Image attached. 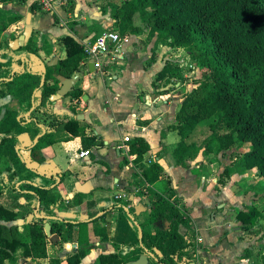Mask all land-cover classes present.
Returning <instances> with one entry per match:
<instances>
[{
    "label": "crops",
    "instance_id": "crops-1",
    "mask_svg": "<svg viewBox=\"0 0 264 264\" xmlns=\"http://www.w3.org/2000/svg\"><path fill=\"white\" fill-rule=\"evenodd\" d=\"M124 2L64 0L53 13L43 11L39 0L1 3L6 17L19 20L7 29L0 23V63H12L15 71H22L24 64L18 63L28 62L30 69L44 72V64L49 65L59 55V62L66 58L62 38L71 36L87 46L105 31L113 30L112 7H121ZM130 39L122 47V57L108 64L104 73L96 71L91 61L83 62L74 85V89L83 91L82 98H53L56 113L84 116L79 121L87 126L88 137H97L98 146L84 150L81 138L59 131L55 132L53 146L34 152L28 135L21 136V154L31 170L21 180L53 188L61 200L54 205H41L34 197L21 198L20 203L28 209L26 218L7 225L23 228L36 216L50 225L59 220L71 223L64 231L73 238L61 243L58 236V240L49 241V258L56 259L65 257L58 255L61 249L70 246L66 254L78 250L79 223L89 221L86 228L92 246L81 264H99L101 255L128 253L132 249L130 244L137 240L135 224L148 219L154 194L168 197L172 189L171 203L190 212L195 229L192 242L197 250L182 264H264V220L258 228L246 231L236 218L240 211L252 207L264 215V180L255 170L238 168L234 152L206 156L202 151L186 162V167L175 164L173 148L181 138L171 127L185 94L192 90V80L175 86L156 80L168 62L184 68V50L156 46L147 37ZM18 107L7 88L1 86L0 110ZM126 138L130 142L136 138L145 140L150 146L144 156L145 164L151 165L152 160L163 167L164 172L154 185L146 183L134 166L136 156L129 154L130 142L126 143ZM83 151H89L90 156L81 159ZM1 199L0 204L7 207ZM140 205L148 210L137 216L135 208ZM21 221L25 224L21 225ZM164 226L169 228L170 224L156 223L152 230ZM179 232L186 236L188 229L180 226ZM73 245L77 250L72 251ZM147 256L149 264H157Z\"/></svg>",
    "mask_w": 264,
    "mask_h": 264
},
{
    "label": "trees",
    "instance_id": "trees-1",
    "mask_svg": "<svg viewBox=\"0 0 264 264\" xmlns=\"http://www.w3.org/2000/svg\"><path fill=\"white\" fill-rule=\"evenodd\" d=\"M14 1L0 0V23L4 29L19 19L6 17L1 3ZM112 9L114 30L122 37H147L156 46L187 49L196 68L208 74L203 81L193 82L195 87L185 94L171 127L181 138L173 148L175 164L186 167V162L202 151L206 156L235 152L238 168L255 170L264 180V0H125L123 6ZM61 42L66 58L55 66L44 64V72L30 69L28 62L18 63L24 64L22 71H15L12 63H0V87L5 86L19 105L16 110H0V199L13 192L20 198L34 197L41 205H54L61 200L53 188L21 180L23 174L31 171L21 154V136L28 135L34 152L53 146L55 132L59 131L81 138L84 150L98 146L97 137L86 135L84 122L54 110L51 99L61 88L59 78H72L87 58L86 47L71 36ZM164 80L174 86L182 84L181 69L168 62L156 82ZM83 96L77 88L66 97ZM204 124L206 131L193 141ZM129 147V154L136 156L134 166L146 183L154 185L164 169L157 162L145 164L144 156L150 146L136 138ZM173 193L171 189L168 197L154 194L148 219L135 224L137 240L130 244L132 249L128 253L101 255L99 264H131L143 254L157 264H182L190 259L197 250L192 242L193 221L187 209L171 203ZM120 210L124 212V208ZM20 216L0 204V264H18L21 259L29 260L28 264H45L42 261L49 259L46 219L36 216L25 224L28 238L24 240L18 226L7 225L26 218V214ZM236 218L242 222V229L249 231L258 228L264 215L252 207L240 211ZM89 223H79L78 250L64 258L50 259L48 264H81L92 246L86 228ZM156 223H169L170 227L152 230ZM70 225L59 220L51 224V233L61 235ZM180 226L187 227L186 236L179 232Z\"/></svg>",
    "mask_w": 264,
    "mask_h": 264
},
{
    "label": "built area",
    "instance_id": "built-area-1",
    "mask_svg": "<svg viewBox=\"0 0 264 264\" xmlns=\"http://www.w3.org/2000/svg\"><path fill=\"white\" fill-rule=\"evenodd\" d=\"M39 4L43 11L47 13H53L56 11V8L64 4V0H39ZM131 36L122 37L118 32L113 30H107L102 35L98 37L96 42L93 45H87L86 52L87 58L86 61H93L94 67L98 72H105V67L108 64L112 63L116 59L122 57V47L125 44L130 43ZM125 142H130V138H126ZM90 156L89 151H83L80 154L81 159H86ZM149 163H153L152 160ZM143 193L146 192L145 189L142 190ZM20 233H24V229L19 228ZM77 250V246L73 245L72 251Z\"/></svg>",
    "mask_w": 264,
    "mask_h": 264
},
{
    "label": "rangeland",
    "instance_id": "rangeland-1",
    "mask_svg": "<svg viewBox=\"0 0 264 264\" xmlns=\"http://www.w3.org/2000/svg\"><path fill=\"white\" fill-rule=\"evenodd\" d=\"M183 50H184L183 53L185 55V56H183V61L185 62L184 64H186L184 66V68H180L179 67V63H173V64L175 65V67H179L181 69V73H182V76L184 78V82H185V80H187V81L192 80V81H190L191 83L189 82V86L193 89L195 87L193 82H196V81L197 82H201V81H203L207 77L208 74H206V73L202 72L201 70L197 69L196 66H195V62L190 57L189 51L187 49H183ZM183 61L181 60L180 62H183ZM205 129H207V124H204V125L200 126L198 132L194 136V139L195 140L199 139L201 131L203 133V132L206 131ZM234 154H235L234 156L236 157L237 153L234 152ZM259 194H261V192H258V195ZM20 199L21 198L16 193L10 192V193H7L6 196H3V198L1 199V202L3 201L4 203H6L7 207L9 209L15 210L16 212H18L23 217V216H25V214H26L28 209H25V207L23 206V204H24L23 202H21L22 204L20 203ZM18 220H20V219H18ZM24 224H25V221H21V225H24ZM67 234L68 233L65 232V233H62L61 235H57L61 239V243L70 240L74 236L72 234H68V235ZM23 236H24L23 237L24 240H26L28 238L27 231H25L23 233ZM51 240L52 239L49 238V241H51ZM52 242H50V245H51L50 247L51 248L54 246L52 244ZM68 250H70V246L66 247L64 249H61V251L59 252L61 254H58V255L59 256H66L67 255L66 253H67ZM42 263H45V264L50 263V258L48 260L42 261ZM18 264H26V260L21 259Z\"/></svg>",
    "mask_w": 264,
    "mask_h": 264
},
{
    "label": "water",
    "instance_id": "water-1",
    "mask_svg": "<svg viewBox=\"0 0 264 264\" xmlns=\"http://www.w3.org/2000/svg\"><path fill=\"white\" fill-rule=\"evenodd\" d=\"M21 41H22V43H21V46H22L23 45V41H24V37H21ZM59 59H60V55L56 59H54V61L52 63H50L49 66H55V65H57L58 62H59ZM91 63L94 66L93 61H91ZM79 78H80V73L74 75L70 79L59 78L60 81H61V88L58 91L57 95L54 96V97L63 98V97H66L67 95H69L74 90L75 82ZM54 97H52V99H51L52 101H54L53 100ZM87 99H88V97L85 96L84 97V100H87ZM77 119L78 120H83L84 119V116L83 115H79L77 117ZM147 210L148 209H146L144 206L140 205V206H138V207L135 208V213H136L137 216H139L141 213L146 212ZM45 232H46L47 237L50 238V239H52L51 241H53L54 239H57L58 240V236H56V235L53 236L52 235V233H51V225L50 224H46L45 225ZM131 264H149L148 256L147 255H141L137 261H134Z\"/></svg>",
    "mask_w": 264,
    "mask_h": 264
}]
</instances>
